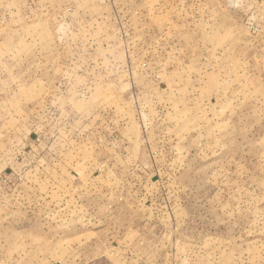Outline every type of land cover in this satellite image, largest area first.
<instances>
[{"label": "rangeland", "instance_id": "obj_1", "mask_svg": "<svg viewBox=\"0 0 264 264\" xmlns=\"http://www.w3.org/2000/svg\"><path fill=\"white\" fill-rule=\"evenodd\" d=\"M0 264H264V0H0Z\"/></svg>", "mask_w": 264, "mask_h": 264}]
</instances>
